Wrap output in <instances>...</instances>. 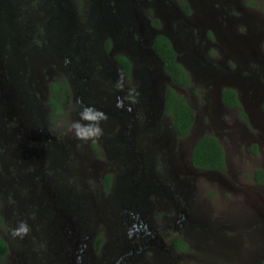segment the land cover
<instances>
[{"label":"flooded vegetation","instance_id":"flooded-vegetation-1","mask_svg":"<svg viewBox=\"0 0 264 264\" xmlns=\"http://www.w3.org/2000/svg\"><path fill=\"white\" fill-rule=\"evenodd\" d=\"M13 1L20 5L19 12L12 2L0 0V221L7 220L15 230L24 220L28 240H17L19 252L32 253L35 249L45 253L53 237L64 255L51 259L52 264H182L192 257L191 250H200L201 259L195 257L196 261L185 264H214L210 259H216V253L230 261L232 257L225 256L218 241L228 225H216V232L210 221L193 219L190 198L199 175L222 173L227 168L226 160L224 170L194 166L192 152L200 140L212 135L220 143L221 131L230 143L249 140L260 146L264 135V128L250 137L244 134V119L238 113L234 126L215 125V109H237L223 100L225 89L236 92L243 109L251 83L260 78L264 81V47L249 55L245 47L227 39L229 48L236 49L230 53L242 67L225 69L220 64L226 61L224 51L220 52L212 34L204 31L205 26L224 20L228 12L231 21L237 22V11L231 12L233 8L223 4L215 6L216 0H210L212 11H204L201 18V3H187L186 12L179 2L186 15L195 8V18L200 21L189 24L184 18L185 23L178 24L180 19L174 17L177 31L171 33L167 24L160 30L147 17L142 20L141 11L148 13L143 0H114V5L101 4L97 9L91 5L92 0H83V10L76 1L77 8L70 0H47V17L40 0ZM257 1L263 11L262 2ZM106 6L111 15L103 12ZM165 8L172 11L174 6ZM32 9L38 11L42 21L22 23ZM77 12L81 29L89 30L79 37L90 39L88 42L72 31ZM46 21L58 34L53 41L45 37ZM18 26L21 30L17 32ZM158 36L170 41L176 62L190 76L188 86L173 81L155 48ZM107 37L110 39L104 45ZM204 42L211 46L207 54L201 50ZM80 49L85 57L96 55V61L85 60L73 68L71 52ZM120 56L129 60V70L117 61ZM39 74L49 76L43 91L36 87ZM240 79L249 84L248 88ZM168 87L183 97L194 113L186 136L179 135L166 113ZM136 92L139 102H134ZM201 103L203 106L197 107ZM81 104L107 114L100 139L87 143L67 133L72 122L79 119ZM26 141L37 148L30 144L29 148ZM98 145L102 156H115L116 164L102 161V181L89 186L86 169L93 166L87 157L97 154ZM254 149L257 153L256 146L250 152ZM77 160H81L79 166L74 164ZM117 175L119 181H115ZM111 189L113 193L105 200ZM6 213L14 215L6 219ZM0 238L8 248L4 256L0 255L3 259L12 248L4 237ZM176 239L189 248L179 247Z\"/></svg>","mask_w":264,"mask_h":264},{"label":"rangeland","instance_id":"rangeland-1","mask_svg":"<svg viewBox=\"0 0 264 264\" xmlns=\"http://www.w3.org/2000/svg\"><path fill=\"white\" fill-rule=\"evenodd\" d=\"M7 1L9 4H11L12 2L11 5L16 8V11L19 12L21 10L20 5L17 4L16 1ZM39 2L42 9L44 10V15H46L47 17V14L45 13V5L47 3V0H40ZM70 2L75 7V3L77 5L80 4L79 8L80 10H83V0H70ZM143 2L144 5L148 7L144 9L148 10V13H146L145 11H141L144 14L142 20L145 21L144 17H147L152 25L157 26L160 30L167 24L168 27L171 28V33H175L177 31V29L174 28V17L180 19L177 22L178 24L185 23L184 18L189 20V24L196 25L199 24L200 21V19L195 18V15L197 13L195 8L190 15H186V13L181 11L179 7L180 3L182 6L184 3H188L190 6L198 5L199 3H201L204 7V10L201 11V18L205 15V12L208 14V12L212 11L210 4L213 3L210 0H155V2L152 0H143ZM250 2L252 3L250 4ZM107 3H111L112 5H114V0H111L110 2L108 0H105V2L104 0L91 1V5L94 9H97V7H99L101 4L105 6ZM255 3H257V0H216V2L213 3L215 6L223 4L227 9L233 8V11L231 12L237 11L235 13H238L240 16L237 19V22H234L231 21V19L228 17L230 13L228 12V15L221 22H213L212 24L205 26L204 31L208 35L209 33L212 34L214 42L216 43L219 51H224L226 61L220 64L225 69L230 68L231 70H234V68H238V66L242 67V63L237 58H234L233 53H230V51H235L236 49L229 48L226 43L227 39H232L239 43L241 47H245L249 55H253L257 52L263 51L264 12L260 11L258 6L254 5ZM54 5L56 6L58 4L55 3ZM167 6H174V9L172 11H168L165 8ZM105 9L109 10L110 7L106 6L103 12L111 15V12ZM185 11L189 12V9ZM81 12L83 14V11ZM79 17H81V15L79 12H77V15L74 16V29H72V31L77 38H79L83 42H88L90 41V39L85 40L79 37L86 36V32L89 31L87 29H85V31L81 29L82 23ZM42 19L43 18H40L38 16V11L32 9L30 10L28 15L23 17V20L21 22L25 23L33 20L41 22ZM155 19L159 21L161 20L162 22L155 21ZM45 29V37L47 40L53 41L57 38L58 34L56 30H54L53 26L48 23V21H46L45 23ZM19 30L21 29L18 26L16 31L18 32ZM7 39L9 42H11L13 48L16 47V43H12L11 38ZM23 39L25 41H28L29 37L27 35H24ZM109 39L110 38L107 37L104 40V45L107 43V41H109ZM100 43L101 40L98 44ZM56 45H58V43ZM210 47L211 46H207V42H204L201 50L204 52V54H207V50ZM97 48L98 45L94 49L95 52ZM71 55L72 56L70 58V63L73 68L79 67L82 63L85 62V60H90L91 62V60L93 59L92 62H94L95 59L96 61V55L93 58L91 56L85 57L82 49L71 52ZM217 55L218 53L215 52V56ZM88 57L91 58L88 59ZM248 65H250V63ZM94 66L95 65H93V67ZM45 78H49V76H42L41 74L37 76L36 87L39 91H43L44 87L47 84ZM240 80L245 85V87L248 88L249 84L242 79ZM211 83H215L214 79H211ZM182 94L186 96V94ZM245 95L247 99L245 98L246 103L243 104V110L246 115V119L244 120L245 126L244 124L241 126L244 134L250 137L251 133L256 134L257 130L264 128V109L262 108V104L264 102L263 78L255 79L254 82L251 83V87L247 89ZM188 99L189 101H193L194 103V100H191L189 94ZM218 105L219 104H217V106ZM201 106H203L202 103L197 107ZM238 111V109H215V125L217 127L234 126V124L237 122L235 113H238ZM218 136L221 138L220 143L222 144V146H225L224 148H226V171L222 173L212 171L207 176L199 175L197 177L198 184L194 192V196L190 198L193 209V214H191V216L193 219L200 218L203 221H210L212 224H215V226L218 224L228 225V227H222L223 230H221L218 241L222 246L221 251L224 252L225 256L232 258H230V261L224 260L223 256L216 253V259H210L214 264H264V185H259L254 180V175L257 170L262 169L264 171V135H261L260 146H257L258 143L250 142L249 140H244L242 142L234 141L233 143H230L227 140L229 137L226 134H223L221 131ZM29 144L30 146L37 148V146L33 142L26 141V146L29 147ZM255 146L258 149L257 153L256 151L251 153L250 149L253 150ZM98 147L99 148L96 150L97 154L93 153L91 158L87 157V162H89L93 166L92 168L86 169L89 186L96 182L100 183L102 181V178L105 174L102 169V167L104 166L101 165L102 161L109 163L110 160L114 164H116L115 156L109 153H104V155L102 156V149L100 145H98ZM80 162L81 160H77L74 164L79 166ZM9 169H11V166ZM116 173L118 174V170H116ZM22 175L24 176L26 175V173H23ZM78 178L80 179L79 175ZM115 181H119V175L116 176ZM119 190V188L118 190L115 189L114 192H118ZM111 193H113L112 189L108 193L109 195L107 197H104V199H108ZM38 194L42 197L41 190H39ZM13 215L14 214L6 213L5 217L7 219ZM23 221L24 220L21 219V223H23ZM9 224L10 223L7 220L0 221V237H4V239H6L8 243H10L12 248V251H9L6 257L0 259V264H52L50 262L51 259H60L63 257L64 253L58 249L53 237L51 238L52 242L50 244V248H48L45 253L43 252V250L35 251V249H33L32 253H28L29 250H22V252H19V250L17 249V240H19L20 238H14L11 235L14 229H12ZM64 225L65 223L63 224V226ZM238 225H240V227H238ZM17 227L19 226L17 225ZM218 231L219 230L216 226V232ZM24 238L25 240H28L27 235L24 236ZM191 251L192 257H190V259L187 258L183 260L182 264H185L188 261L193 262L197 259H201V256L199 255L201 253L200 250ZM197 252L198 254L196 255ZM238 254H240V257H237ZM101 255L103 256L102 253L99 254V256ZM195 257L197 259H195Z\"/></svg>","mask_w":264,"mask_h":264},{"label":"trees","instance_id":"trees-1","mask_svg":"<svg viewBox=\"0 0 264 264\" xmlns=\"http://www.w3.org/2000/svg\"><path fill=\"white\" fill-rule=\"evenodd\" d=\"M262 10L264 11V0H260ZM254 2V1H252ZM250 2V4L252 3ZM184 9L188 10L189 6L184 3ZM253 5V4H252ZM258 6L259 3L254 4ZM155 48L160 58L165 64V67L173 81L179 85L188 86L191 84V79L188 72L176 62L175 53L170 41L164 36H158L155 40ZM119 64L126 70H129L130 62L125 57H117ZM166 113L171 117L174 127L177 129L180 136H186L190 130V127L194 120V113L186 100L179 96L174 89L168 87L166 94ZM223 100L230 107H235L239 110L238 115L241 119H246V115L242 109V105L234 90L225 89ZM264 109V105L262 106ZM254 151H256L254 149ZM225 151L216 137L212 135H206L200 140L194 147L192 152V161L195 167L206 170H224L226 168ZM255 179L258 182H264V171L259 169L255 172ZM175 243L179 246L182 244L185 249V243H182L179 239L175 240ZM180 247V246H179ZM6 242L0 238V255L4 256L7 252ZM194 264V263H190Z\"/></svg>","mask_w":264,"mask_h":264},{"label":"clouds","instance_id":"clouds-1","mask_svg":"<svg viewBox=\"0 0 264 264\" xmlns=\"http://www.w3.org/2000/svg\"><path fill=\"white\" fill-rule=\"evenodd\" d=\"M134 102H139V93L136 92ZM79 119L72 122L67 129V133H71L77 140L88 142L94 139H100L104 134L103 123L108 119L107 114L95 109L94 106L80 105ZM28 233L25 224L15 229L11 235L16 238H24Z\"/></svg>","mask_w":264,"mask_h":264},{"label":"water","instance_id":"water-1","mask_svg":"<svg viewBox=\"0 0 264 264\" xmlns=\"http://www.w3.org/2000/svg\"><path fill=\"white\" fill-rule=\"evenodd\" d=\"M213 77V76H212ZM217 77V76H216ZM226 161H227V158H226Z\"/></svg>","mask_w":264,"mask_h":264}]
</instances>
